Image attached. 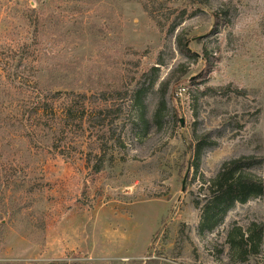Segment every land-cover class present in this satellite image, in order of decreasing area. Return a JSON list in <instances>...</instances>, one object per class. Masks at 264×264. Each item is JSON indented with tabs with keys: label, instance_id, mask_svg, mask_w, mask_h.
Here are the masks:
<instances>
[{
	"label": "rangeland",
	"instance_id": "obj_1",
	"mask_svg": "<svg viewBox=\"0 0 264 264\" xmlns=\"http://www.w3.org/2000/svg\"><path fill=\"white\" fill-rule=\"evenodd\" d=\"M195 1L0 0V264H264V196L199 228L223 161L264 180V0Z\"/></svg>",
	"mask_w": 264,
	"mask_h": 264
},
{
	"label": "trees",
	"instance_id": "obj_2",
	"mask_svg": "<svg viewBox=\"0 0 264 264\" xmlns=\"http://www.w3.org/2000/svg\"><path fill=\"white\" fill-rule=\"evenodd\" d=\"M201 1L203 0H196L194 3ZM32 11L34 12V10ZM35 15V18H29V22L36 29L38 26V16L37 13ZM175 27L176 25L172 24L170 30H174ZM33 37L36 39L37 34L33 35ZM188 41V38L183 32L176 35V44L182 55L187 58H193V62H196L200 58L210 64V56L207 51L203 50L201 56L196 55L188 48ZM162 85L163 83H161ZM226 87H230L235 93H241L232 84ZM204 135L196 138V156L193 164L196 169L199 165L198 154L200 152V143ZM257 163H259L258 158L244 155L222 162L216 174L207 181V189L210 191V196L201 209L200 230L213 231L223 222L228 213L236 205H244L250 200L264 196V180L248 171L250 167H253ZM100 166L98 165L96 169L100 170ZM226 242L230 248L237 247L236 254L241 259L257 257L262 251L263 224L251 221L243 229L232 222L226 235Z\"/></svg>",
	"mask_w": 264,
	"mask_h": 264
}]
</instances>
